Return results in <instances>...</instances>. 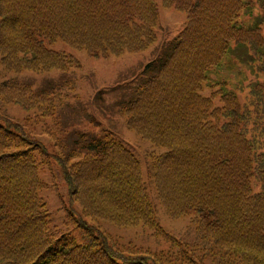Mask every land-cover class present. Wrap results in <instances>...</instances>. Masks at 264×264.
Returning <instances> with one entry per match:
<instances>
[{
	"label": "trees",
	"instance_id": "obj_1",
	"mask_svg": "<svg viewBox=\"0 0 264 264\" xmlns=\"http://www.w3.org/2000/svg\"><path fill=\"white\" fill-rule=\"evenodd\" d=\"M161 1L186 21L122 103L126 124L163 149L149 167L157 198L169 217L188 216L208 246L200 250L223 264H264V12L245 25L240 13L253 0ZM157 19L154 0H0V64L15 73L77 66L50 47L57 40L104 59L139 52L155 40ZM225 56L252 78H217ZM51 94L0 84L1 101L30 110L39 132L53 118ZM56 146L49 154L26 122L0 113V264L184 263L123 249L100 230L97 221L135 227L156 220L141 164L126 145L107 132H82L69 151ZM44 157L60 166L71 205L80 208L62 233L51 230L40 196Z\"/></svg>",
	"mask_w": 264,
	"mask_h": 264
},
{
	"label": "rangeland",
	"instance_id": "obj_2",
	"mask_svg": "<svg viewBox=\"0 0 264 264\" xmlns=\"http://www.w3.org/2000/svg\"><path fill=\"white\" fill-rule=\"evenodd\" d=\"M154 1L158 7L157 25L154 28L155 40L145 50L125 52L120 56H109L104 59L90 56L84 50L71 48L57 40L50 47L71 54L78 61L77 66L65 71L22 70L15 73L5 70L0 64V84L16 82L29 85L35 90L46 89L52 93L55 108L53 118L45 120L46 128L42 132H39L38 127L35 129L29 124L27 114L30 110L15 103L6 104L0 99V113L16 121L26 122L36 139L46 144L49 154H54L59 149L56 143L62 150L67 147L64 152L69 151L72 142L82 132L98 134L107 132L122 142L141 164L145 189L155 205L156 220L154 219L152 226L139 224L135 227H121L97 221L100 230L126 250L135 247L160 252L163 256H170L172 258L170 262L187 264L189 255H192L193 259H190V262L195 261L193 264H198L196 262L200 259L201 264H223L216 254L206 255L207 251L204 253L200 250L208 246L201 240L188 216L179 218L168 216L157 198L152 177L149 175L153 157L163 149L156 148L134 130L129 129L126 117L121 111L122 103L130 98L136 85L150 71L148 64L167 50V45L179 33L186 21V14L183 11L164 7L161 0ZM253 1L247 11L240 13L242 24L252 23L257 15L264 12L261 1ZM262 26L264 34V21ZM221 66V69L215 71L219 79L237 82L252 78L249 70L237 59L225 56ZM206 91H209V88H205L204 92ZM239 97L243 98V95ZM42 156L38 153L37 159ZM47 158L44 157V162L39 166L40 178L43 182L40 196L49 212L51 230L62 233L73 228L71 211L76 210L79 213L80 208L76 202L71 205L60 166L54 160L45 165ZM183 247H186L189 253L185 252L180 258Z\"/></svg>",
	"mask_w": 264,
	"mask_h": 264
}]
</instances>
